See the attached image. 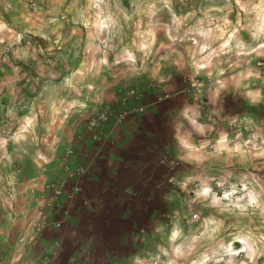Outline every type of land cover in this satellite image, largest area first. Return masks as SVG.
Masks as SVG:
<instances>
[{"label":"rangeland","instance_id":"374dc122","mask_svg":"<svg viewBox=\"0 0 264 264\" xmlns=\"http://www.w3.org/2000/svg\"><path fill=\"white\" fill-rule=\"evenodd\" d=\"M172 62L211 81L242 69L250 84L264 78V0H0V235L10 243L0 264L20 262L34 240L38 183L66 169L80 121L108 91ZM186 82L208 112L201 80ZM261 162L179 188L148 264H264Z\"/></svg>","mask_w":264,"mask_h":264},{"label":"crops","instance_id":"0c3cea01","mask_svg":"<svg viewBox=\"0 0 264 264\" xmlns=\"http://www.w3.org/2000/svg\"><path fill=\"white\" fill-rule=\"evenodd\" d=\"M252 73L242 69L226 81H211L195 66L172 62L132 79L143 97L122 99L125 90L108 91L100 108L113 105L119 116L108 138L94 143L81 121L75 127L63 157L66 169L49 170L48 180L38 183L34 240L16 263L148 264L179 188L200 181L203 172L264 162V78L250 84ZM187 79L201 80L197 91L208 98L209 117L198 99L188 101ZM153 82H162L170 95L151 90ZM232 124L240 126L236 136ZM254 136L262 138L259 146ZM57 175L59 196L50 185ZM5 237L0 254L10 244Z\"/></svg>","mask_w":264,"mask_h":264},{"label":"built area","instance_id":"2783aa9c","mask_svg":"<svg viewBox=\"0 0 264 264\" xmlns=\"http://www.w3.org/2000/svg\"><path fill=\"white\" fill-rule=\"evenodd\" d=\"M150 88L161 97L166 98L170 95V92L166 89L165 85L162 82H153L151 83ZM195 90L196 89L188 93V100L193 101L199 96V94ZM144 94L146 93L140 91L136 87H132L123 92L122 99H125L127 97L140 98L143 97ZM201 100L203 102L202 98ZM118 117L119 116L117 115L115 107L113 105H105L83 123L84 131L94 143L104 142L108 138V126L113 122L115 118ZM204 117H209V114L206 112ZM231 129L234 132L237 130L236 126H231Z\"/></svg>","mask_w":264,"mask_h":264}]
</instances>
